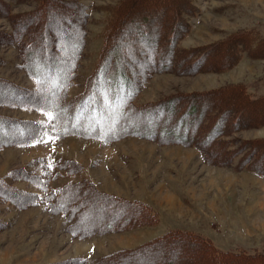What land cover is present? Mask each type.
I'll return each instance as SVG.
<instances>
[{"label": "rangeland", "instance_id": "obj_1", "mask_svg": "<svg viewBox=\"0 0 264 264\" xmlns=\"http://www.w3.org/2000/svg\"><path fill=\"white\" fill-rule=\"evenodd\" d=\"M5 1L11 4L12 12H24L35 7L32 0ZM79 1L85 6L84 42L73 79L69 80L71 85L64 90L68 99H76L90 87L91 77L101 64V52H104L106 41L104 31L111 10L122 0ZM166 1L161 0L160 4L168 6ZM176 4L188 9V13L182 15V26L178 27L181 35L175 41V52L179 56L183 50L197 51L213 45L206 57L208 70L181 73L170 67L160 69L159 56L137 52L134 45L127 44L131 38L128 35L123 45L125 49L120 48L117 52L122 60L125 57L132 60L130 63H119V67H126L130 82L136 85L135 95L126 104L128 115L120 125L128 127L126 134L106 140L77 134H49L44 137V125L55 122L49 112L0 105L1 117L19 120L22 124L21 133L18 129L14 130L21 145L0 146V264H66L65 261L72 258L82 260L79 264H94L103 255L121 248H133L171 229L199 234L223 252H264V175L240 162V158L247 154L240 144L246 146L251 140L264 138V125L223 135L224 140L232 142L231 145L217 141L205 143L203 140L207 131L199 128L191 141L179 142L172 135H162L157 131L161 121H166L165 118L172 113L166 116L164 111V115L159 117L157 112L144 111L178 94L205 92L238 83L252 97L264 96V47L254 51L250 47L248 53V48L242 43L238 48V58L224 69L231 64L229 59L235 57L221 44H216L239 31L252 30L259 37H264V0H179ZM153 9L155 7L147 8V13L136 11L126 22L130 26L143 23L148 32L151 31L146 36L148 42L155 41L158 36L152 33L155 27L153 21L149 18L142 21V17H149ZM168 10L169 7H166L165 11ZM0 28L8 32L11 30L10 23L4 18H0ZM163 44L164 49L159 55L165 60L168 44L164 39ZM154 47L157 49V41ZM134 52L135 55L132 54ZM21 64L15 45H0V78L30 92L36 88V82ZM213 67L222 70H213ZM86 80L90 82L87 88ZM110 84L108 80L105 90L100 94L97 92L100 100L111 92ZM46 96L41 90L38 101L34 97L30 100L34 99L37 106H43L48 99ZM177 106L179 112L183 110V107ZM178 114L174 112V118ZM57 116L59 120L63 117L59 112ZM153 126L155 133L144 137ZM134 129L139 134L132 135L130 132ZM223 146L227 147L228 154L219 149ZM63 159L75 160L83 167V173L53 179L54 166ZM216 161L220 164H215ZM30 162L38 168L43 162L51 166L48 176L51 185L87 177L101 191L147 202L157 212L158 223L122 232L83 238L74 236L67 230L65 214L51 213L43 201L27 205L23 196L18 194L23 190L36 192L42 199L45 197L33 183L13 180L12 172L27 167ZM223 162H229V165H221ZM33 180L39 182L40 177ZM10 194L16 195L8 199ZM100 207L96 205L87 216L93 225L102 220ZM172 247L176 249L179 246ZM181 250L178 262L190 258L196 264L207 263L197 250L184 247ZM68 264L77 263L72 261Z\"/></svg>", "mask_w": 264, "mask_h": 264}, {"label": "trees", "instance_id": "obj_2", "mask_svg": "<svg viewBox=\"0 0 264 264\" xmlns=\"http://www.w3.org/2000/svg\"><path fill=\"white\" fill-rule=\"evenodd\" d=\"M32 1L35 3L33 9L12 12L11 4L0 0V18L6 19L11 26L9 32L0 28V45H15L21 57V67L36 82V88L29 92L24 87L0 78V105L29 107L49 112L51 119L55 122H50L51 125H44V137L49 134L61 136L77 134L106 140V138L116 139L126 134L128 127H120V125L124 123L128 115L126 104L135 95L136 85L130 82L126 67L124 65L122 68L119 67V63H130L132 60L129 57L122 60L123 57H120L117 52L120 48L125 49L123 45L128 35L131 38L127 44L134 45L137 52L143 51L144 55L155 53L159 56L157 60L160 63V69L170 67L181 73L208 70L206 57L212 51L213 45L197 49V51L183 50L181 53H186L182 56H180L181 53L178 56L175 52L177 50L175 41L180 39L181 35L179 29L182 26V15L188 13L186 11L188 9L183 8L182 5H174L179 0H167L168 6L160 4L161 0H154V4L152 0H122L116 8L111 10L112 14L104 31L106 41L104 52H101V64L91 77L90 87H86L90 83L86 80L87 89L76 99L73 97L68 99L64 90L71 85L69 80L73 79L79 52L84 42L85 6L79 0ZM152 7L155 9L150 11L149 17L143 16L142 21L146 18L153 21L155 27L152 33L158 37L155 41L152 39L148 42L146 36L151 32L150 29L148 32L141 22L133 26L126 22L129 21V16L135 14L136 11L147 13V8ZM166 7L170 10L165 11ZM163 39L165 44H168L165 60L159 55L164 49ZM156 41L157 49L154 47ZM242 43L248 48L249 53L250 47L253 51L255 48L264 47V37H259L252 30L251 32L239 31L217 42L216 44H221L235 57L229 59L231 64L224 69L230 67L238 58L240 53L238 48ZM212 69L222 70L215 67ZM135 74L134 72V76ZM108 80L111 82V92L105 94L100 100L97 92L100 94L105 90L104 85ZM41 90L45 91L48 99H44L45 105L37 106L35 100L38 101ZM32 97L35 100L31 101ZM177 105L183 107V110L179 112ZM144 111H147L146 113L157 112L159 117L164 115V111L167 112L166 116L172 113L165 118L166 121H161L157 131L162 135H172L179 142L191 141L198 134L197 129L199 128L207 131L205 140H203L205 143L217 141L231 145L232 142L224 140L223 135L234 130L264 125V96L252 97L245 87L238 83L205 92L193 91L178 94ZM160 111H162L161 114H159ZM58 112L62 113L64 119L63 117L58 119ZM174 112L179 113L175 118ZM19 122V120L0 116V146L21 145L22 142H18L17 137L22 129V124ZM155 126L151 127L144 137H150L152 133H155ZM16 129L18 133H15ZM130 133L137 135L139 131L134 129ZM240 145L247 151V154L240 158L242 165L264 175V138L251 140L246 146ZM219 149L228 154L226 146ZM215 164L220 163L216 161ZM227 164L229 165V162H223L221 165ZM54 168L53 179L80 176L83 173V167L73 159L58 160ZM22 173L25 176L17 175ZM50 173L51 166L44 162L40 168L30 162L27 167L14 170L12 177L13 180H26L38 187L45 194L43 199L36 192H23L22 190L18 191V194L23 196L27 205H36L43 201L51 213L65 214L67 230L74 236L83 238L110 232H122L133 228L150 227L158 223L157 212L147 202L101 191L87 177L68 179L51 185V178L48 180ZM34 177H40V181L34 182L36 181L33 180ZM10 195L8 199L16 194ZM18 203L21 204V202ZM96 205L101 206L102 220L93 225L87 216ZM173 245L179 246V249L173 248ZM181 247L197 250L207 259L206 264H264V252H223L203 236L183 229L167 230L133 248L115 250L101 256L94 264H129L135 261L140 264L150 262V264H196L190 258L177 261L178 255L182 252ZM72 261L77 264L82 262V260L72 258L66 260L65 263H72Z\"/></svg>", "mask_w": 264, "mask_h": 264}]
</instances>
